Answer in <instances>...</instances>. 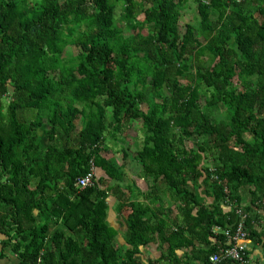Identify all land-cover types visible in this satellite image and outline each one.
Returning <instances> with one entry per match:
<instances>
[{
	"label": "trees",
	"instance_id": "1",
	"mask_svg": "<svg viewBox=\"0 0 264 264\" xmlns=\"http://www.w3.org/2000/svg\"><path fill=\"white\" fill-rule=\"evenodd\" d=\"M118 155L149 182L124 247ZM236 208L264 264V0H0V259L209 264Z\"/></svg>",
	"mask_w": 264,
	"mask_h": 264
},
{
	"label": "crops",
	"instance_id": "2",
	"mask_svg": "<svg viewBox=\"0 0 264 264\" xmlns=\"http://www.w3.org/2000/svg\"><path fill=\"white\" fill-rule=\"evenodd\" d=\"M104 155L111 157L113 154L112 151H108ZM116 158L119 162L117 164L120 165L121 168V180L118 181L105 178L101 187L105 188L107 192V218L109 225L117 232L116 245L124 247L125 243L122 236L125 232L124 208L126 211V207H122V205H128L131 201L135 203H147L146 193L148 191L149 182L141 175L140 166L133 160L127 158L125 161H119L121 159L120 155L116 156ZM95 172L97 177L103 175V171L99 168H97ZM160 185L162 189H165L164 183ZM206 203L211 204L212 198L207 197ZM251 247L249 243L248 252H254L251 251ZM164 250L165 246H160L159 240L156 238L155 243L141 249L142 258L143 260H148L150 258L158 260L161 258V254ZM179 255H181V253H179ZM0 264H18V261L15 257L6 255L5 253V256L0 259Z\"/></svg>",
	"mask_w": 264,
	"mask_h": 264
},
{
	"label": "built area",
	"instance_id": "3",
	"mask_svg": "<svg viewBox=\"0 0 264 264\" xmlns=\"http://www.w3.org/2000/svg\"><path fill=\"white\" fill-rule=\"evenodd\" d=\"M208 3L210 0H201ZM94 171H90L86 176L76 180L78 188L88 186L93 179ZM236 214L239 215V220L233 224V227L223 231L224 244L219 247L217 253L211 254L208 258L209 264H220L223 260H232L240 264L247 263V254L249 247V233L244 226L246 214H243L241 208H236Z\"/></svg>",
	"mask_w": 264,
	"mask_h": 264
},
{
	"label": "rangeland",
	"instance_id": "4",
	"mask_svg": "<svg viewBox=\"0 0 264 264\" xmlns=\"http://www.w3.org/2000/svg\"><path fill=\"white\" fill-rule=\"evenodd\" d=\"M189 7H187V9L182 10L184 13L182 15L183 23L186 21H195V19L197 17L196 6L190 5ZM130 133L132 134V132H130ZM251 249H252V247H251ZM253 251H254V254L257 255V250L253 249Z\"/></svg>",
	"mask_w": 264,
	"mask_h": 264
}]
</instances>
